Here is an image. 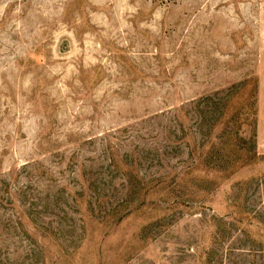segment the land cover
<instances>
[{"label": "rangeland", "instance_id": "rangeland-1", "mask_svg": "<svg viewBox=\"0 0 264 264\" xmlns=\"http://www.w3.org/2000/svg\"><path fill=\"white\" fill-rule=\"evenodd\" d=\"M0 264H264V0H0Z\"/></svg>", "mask_w": 264, "mask_h": 264}]
</instances>
